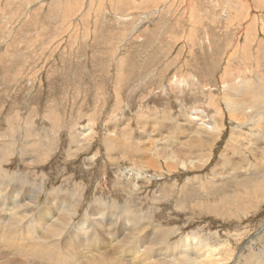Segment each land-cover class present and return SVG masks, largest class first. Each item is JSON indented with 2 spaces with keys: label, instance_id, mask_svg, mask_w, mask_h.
Listing matches in <instances>:
<instances>
[{
  "label": "rangeland",
  "instance_id": "1",
  "mask_svg": "<svg viewBox=\"0 0 264 264\" xmlns=\"http://www.w3.org/2000/svg\"><path fill=\"white\" fill-rule=\"evenodd\" d=\"M262 100L264 0H0V180L14 176L10 189L24 202L37 190L31 238L42 235V216L68 221L74 207L68 230L84 219L102 247L110 236L115 248L123 241L127 215L146 224L145 239L157 225L158 264H177L198 246L211 264H264ZM194 109L210 124L220 111L222 129L199 131L205 144L186 156L181 128L197 126ZM163 147L177 157L156 156ZM26 221L14 237H28ZM4 253L0 264H24L12 248ZM118 254L100 259L131 264ZM85 261L77 254L66 264ZM134 264L154 263L139 256Z\"/></svg>",
  "mask_w": 264,
  "mask_h": 264
},
{
  "label": "bare ground",
  "instance_id": "2",
  "mask_svg": "<svg viewBox=\"0 0 264 264\" xmlns=\"http://www.w3.org/2000/svg\"><path fill=\"white\" fill-rule=\"evenodd\" d=\"M69 8H72V7H69ZM258 99L259 98H257V100ZM260 101H261V99H260ZM262 101H264V100H262ZM236 108L234 110H232V112H231L232 116L231 117L236 118V120H237L238 118H240V116H239V111H238L239 108H237V109ZM222 116H223L222 113L220 111H218L217 114L211 116L212 123L210 124V123H208V118H207L208 116H206V113L204 112V110L199 111V110L194 109L193 111H191V117H192L191 119L195 124H197V126H192V123H190V126L188 128H185V127L181 128L180 127L181 131H184V130L186 131V133L184 131V133L186 134V135H184V139L186 141L187 146L185 148H183V151L186 152V154H185L186 156H190V153H191L190 151L192 150V148H197V147H199V145L205 144V141H202L200 139V137L198 136L199 131H201V130L209 131L210 132L209 136H211V135L218 136L219 135V132L222 129L221 128ZM138 123H140V125L142 127H144L142 122L139 121ZM114 140H116V139L114 138ZM174 141H176V144L179 143L178 140H174ZM166 142H168V140ZM150 143L154 146L153 141H150ZM195 143H198L197 147L195 146ZM161 145H163L164 147H167V145H169V143H167V144L161 143ZM178 145H180V144H178ZM164 147L161 149L155 148L156 156H159L160 153H163L164 155L166 154L167 158H170V159H172V158L174 159L177 157V155H176L177 152L174 153V151H172V149H170L168 152H165ZM118 148L119 147H117V149ZM168 148H170V147H168ZM242 148L243 149L246 148L244 146V144L242 145ZM250 148L251 147H249L247 153L251 154L254 158L257 157L256 156L257 154L255 153L253 148H251V149ZM147 150H148V148H147ZM247 153H245V154H247ZM197 157L198 156L196 155L195 158H197ZM194 161H196V160H194ZM146 162H147V164L144 167L155 166L153 163H151L152 161L151 162L146 161ZM190 162H192V161H190ZM200 166H201L200 163L198 165H194V167H198V168ZM261 167H263L262 164H261ZM13 177L14 176H8V177H6L7 180H5V181L0 180V206H2V209L0 208V245L3 244V246H5V248L3 246H0V259L3 256L2 254H4V256L7 255V253H4V252H6L9 248L13 249V253L15 255L20 254V255L25 256L24 264H54V263L55 264H66V262H69V263L72 262L73 263L74 258L77 256V254H83L84 257H86L85 264H126L127 262H125V263L121 262L120 263V261L115 260V259H121L120 255L118 253H121L122 259L123 258L124 259L129 258L131 264H134L136 259L139 258V256L141 257V259L144 258L145 261L151 260V261H153L154 264H158L157 261L154 260V257L163 256V253H164L163 249L161 250V248H160V246H161L160 244H162L163 241H162V236H159L158 232H156L157 231V225L155 226L154 231H152V235L148 239L147 238L145 239L142 237L141 232L143 229H145L146 224L140 225L134 219H132L130 215H127V216H125L124 222H122L123 230L126 232L119 231V235H123V233H124L123 241L127 240L129 242L130 240H133L135 237V234H137L139 236V240L136 241L137 243L135 244V241H133L134 244H132L133 242L131 243L132 247L129 246L128 248L125 249L124 243H121V242H123V241H121V242H119V244L117 243L118 245L116 244L117 246L115 248V245H113L114 244L113 239L110 236L108 247H102L104 242L100 239V232L93 225L88 224L86 220L83 219L79 223L78 228L75 229L74 231L68 230V226L71 224L70 221L73 220L72 216H71L72 215L71 211L76 210V208H74V207L67 214L68 215V217H67L68 221H65L64 219L63 220H59V219L53 220L52 218L49 219L48 216L51 215L52 213L51 214L48 213L49 215L45 214L44 216H42V214L44 212L47 213V206L45 205V208H42L38 211V214L36 215L37 220H35V221H38V220L41 221L40 218L42 216V220L44 222L41 221V224L45 225V227L42 226L44 229L40 232L42 235L38 236L35 234V236L31 238V236L34 234L33 232L37 231V228L34 226V224L36 222L34 220H33V222H35L34 224L31 222V220L28 222V221H26V217L29 213L32 214V207L34 204H36V200L38 198L37 190L32 191V189L28 188L29 191H32V196H30V198L28 199L29 200L28 202H24L23 200H18L19 192L17 190L19 188H13V186H12L10 189V186H9V184H10L9 181L12 180ZM6 183H8V185ZM22 185H23V183H22ZM24 187L25 186H23V188ZM9 189H10V191H9ZM133 192H135V191H133ZM14 193H15V195H14ZM57 199H55V200H57ZM65 207L67 208V206H65ZM93 207L96 210V214L100 215L102 217V219H105V217H104L105 211L103 210V208L99 207L96 204ZM62 209H63V207H62ZM108 217H110V216H108ZM24 219L26 221L24 226L25 225L28 226L27 233H26L28 235V237H23L20 235L14 237L13 234H21V230L23 228V226H21V225L23 224ZM108 222H110V220H108ZM116 223H118V222L116 221ZM112 225L107 224L102 228V230H106L108 233H110V231H112V228H113ZM118 226H119V223H118ZM114 228H116V227H114ZM261 229L263 230L264 228H261ZM29 232H32L33 234L29 235ZM116 233H118V230ZM13 240L24 241V243H22L20 245H16L13 242H11ZM111 245H112V247H111ZM64 247H67V248L70 247L69 252L67 253L69 258H65L63 256L62 252H64L63 251ZM166 248H165V252L167 253L168 250H171L170 253L172 254V257H175L178 254V252L173 253V247L172 246L170 248H167V249ZM201 248H203V247L198 246V248L196 249V252L192 251V254L190 256H188L187 258L183 257V260H181L177 264H211L213 260L210 259L208 254L202 256V257H205L207 260L200 258V255L197 256V252H199L201 250ZM201 252H203V251L201 250ZM111 254H118V255L115 257L112 255V257H108L106 259H100V258H104L106 256H111ZM138 254H139V256H137ZM219 255H218V257H219ZM183 256H185V255L183 254ZM14 257L15 256H13V258ZM254 258H255V260H258L257 263L262 264L263 257L262 258L254 257ZM156 260H158V259H156ZM12 261H13L12 258L7 257V258H5L3 263L11 264ZM163 261L164 260H162V262ZM173 261H175V260H173Z\"/></svg>",
  "mask_w": 264,
  "mask_h": 264
}]
</instances>
